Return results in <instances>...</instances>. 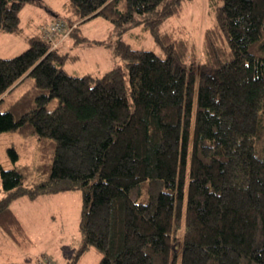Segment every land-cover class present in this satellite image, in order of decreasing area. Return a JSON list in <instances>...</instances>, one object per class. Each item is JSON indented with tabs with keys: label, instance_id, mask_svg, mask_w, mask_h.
Returning a JSON list of instances; mask_svg holds the SVG:
<instances>
[{
	"label": "trees",
	"instance_id": "obj_1",
	"mask_svg": "<svg viewBox=\"0 0 264 264\" xmlns=\"http://www.w3.org/2000/svg\"><path fill=\"white\" fill-rule=\"evenodd\" d=\"M118 1L68 0L50 21L64 31L0 57V101L34 80L0 110V132L32 136L38 158L0 165V228L28 247L11 200L80 189L75 258L92 246L98 264H264V0H211L201 62L188 40L158 31L183 0ZM27 2L40 1L0 0V32L21 31ZM95 16L119 33L142 24L164 56L120 41L123 65L67 73L60 46Z\"/></svg>",
	"mask_w": 264,
	"mask_h": 264
},
{
	"label": "rangeland",
	"instance_id": "obj_2",
	"mask_svg": "<svg viewBox=\"0 0 264 264\" xmlns=\"http://www.w3.org/2000/svg\"><path fill=\"white\" fill-rule=\"evenodd\" d=\"M27 2L20 10V32H0V57H12L25 50L30 39L39 35L53 19L50 9L58 15L63 14V4L68 0H39ZM117 6L124 8L125 0H119ZM211 0H183L177 14L168 17L158 25L160 33L167 31L175 37H181L192 44L198 62L203 60L202 39L206 27L212 23ZM39 33V34H38ZM97 40L92 46H81L73 54L79 55L74 59L68 57L64 63L65 71L72 75L91 74L100 76L109 69L123 65L117 54L120 41L131 48L149 50L163 57L160 44L153 38L151 32L142 24H134L119 31L102 16H95L80 22L75 33L70 37L76 41ZM30 76L24 77L16 86L6 93L0 101V110H5L26 88L33 84ZM57 103L52 99L48 109ZM13 147L18 155L13 163L8 148ZM38 161L35 157L34 138L22 130L0 132V165L12 168L14 164H25ZM82 194L80 189L66 190L57 193H44L35 198L25 195L13 198L10 206L32 239L29 249H21L0 230L3 242L0 243V262L13 261L17 264H28L44 255L53 257L64 264L68 260L74 262L79 247L82 245V234L79 228ZM8 237V238H7ZM83 262L98 264L101 253L95 247L83 251ZM42 254V255H40ZM69 254V259L66 257ZM37 257V258H36ZM70 263V264H71Z\"/></svg>",
	"mask_w": 264,
	"mask_h": 264
},
{
	"label": "crops",
	"instance_id": "obj_3",
	"mask_svg": "<svg viewBox=\"0 0 264 264\" xmlns=\"http://www.w3.org/2000/svg\"><path fill=\"white\" fill-rule=\"evenodd\" d=\"M64 5V4H63ZM24 7V6H23ZM50 12H51V15H52V18L54 17H58V16H61V15H58L54 10L50 9ZM20 14V13H19ZM39 34V33H38ZM88 39H86L85 41H87ZM84 41V40H83ZM90 41V40H89ZM92 41H97V40H92ZM84 45L86 46H92V44H86V43H83ZM80 43L76 42L75 40H72L70 37H66L65 40L62 42L61 46H60V50H62L63 52H66L68 54V56L76 59L79 57V55L77 54H73L75 50H77L79 47H80ZM17 85V84H16ZM15 85V86H16ZM3 195V193L0 191V197ZM10 208L12 209V207L10 206ZM12 211L15 213V211L12 209ZM15 215L17 216V214L15 213ZM17 218L19 219V217L17 216ZM20 220V219H19ZM20 223L22 224L26 234L28 235L29 239H30V245L28 247H23V246H20L17 242L14 241V239L7 233L5 232L4 230H2L0 228V230H2L3 232H5V234H7V236L10 238V240H12V242L18 246L19 248L21 249H29L31 246H32V239L30 237V234L27 232V230L25 229L24 225H23V222L20 220ZM3 236L6 237L5 235H2V233L0 232V243L3 242ZM7 237V238H8ZM77 247H81V246H77ZM42 255V254H40ZM44 255V254H43ZM83 255H84V252H82L81 254H79L78 257L74 258V262L71 263L72 260H68L66 263L64 264H84L82 263L83 262ZM41 257V256H40ZM40 257H36L37 260L40 258ZM67 259H69V254L68 256L66 257ZM53 260H55L53 257H52ZM57 264H59V262L57 260H55ZM0 264H17L13 261H8V262H0ZM28 264H36V259L33 261V258L30 259V261L28 262ZM37 264H38V261H37ZM86 264V263H85Z\"/></svg>",
	"mask_w": 264,
	"mask_h": 264
},
{
	"label": "built area",
	"instance_id": "obj_4",
	"mask_svg": "<svg viewBox=\"0 0 264 264\" xmlns=\"http://www.w3.org/2000/svg\"><path fill=\"white\" fill-rule=\"evenodd\" d=\"M66 23L63 20L56 19L53 22L46 25V27L43 29V36L44 38L50 40L52 39L53 35L55 33H60L65 30ZM64 34V33H63ZM43 257H40L37 261L38 264H56V262L47 255H42Z\"/></svg>",
	"mask_w": 264,
	"mask_h": 264
}]
</instances>
